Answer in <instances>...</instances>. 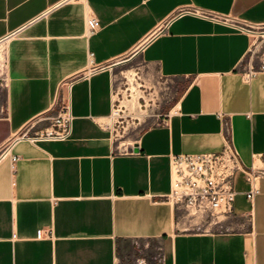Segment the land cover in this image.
Returning a JSON list of instances; mask_svg holds the SVG:
<instances>
[{"label":"crops","instance_id":"0c3cea01","mask_svg":"<svg viewBox=\"0 0 264 264\" xmlns=\"http://www.w3.org/2000/svg\"><path fill=\"white\" fill-rule=\"evenodd\" d=\"M263 27L264 0H0V39L10 35L0 264H264V176L249 201L236 172L233 213L210 222L216 230L166 200L170 157L219 152L224 123L243 165L259 169L264 71L244 74L259 65ZM123 58L183 85L158 123L119 149L108 121ZM63 102L71 138L28 140Z\"/></svg>","mask_w":264,"mask_h":264},{"label":"built area","instance_id":"2783aa9c","mask_svg":"<svg viewBox=\"0 0 264 264\" xmlns=\"http://www.w3.org/2000/svg\"><path fill=\"white\" fill-rule=\"evenodd\" d=\"M67 1V0H64ZM97 18L87 13L85 16L86 29L92 33L95 31ZM264 28V27H263ZM264 31L259 32L261 49L256 51V45L251 47V54H257L259 65L255 69L249 65L244 75L247 78L264 71ZM10 35L0 39V43H6ZM5 67V61L3 63ZM5 82V81H4ZM113 115V114H112ZM72 117L69 104L63 102L58 113L50 120L47 128L36 131L31 135H22L31 142L65 141L72 136ZM166 124V122H163ZM16 139H19L16 138ZM15 141V140H14ZM13 141V142H14ZM12 142V143H13ZM7 146L0 157L9 149ZM132 150H126L131 152ZM17 157L13 156L12 161ZM170 192L166 200L175 206L183 208L193 217L205 219L210 216L217 219L222 215L233 213V179L236 172H243L249 183V190L245 196L252 201L259 193L257 179L264 176V170L243 165L240 155L232 142L230 126L223 124V146L219 152L197 155H176L170 157ZM134 264H146L144 258H137ZM158 264H163L158 260Z\"/></svg>","mask_w":264,"mask_h":264},{"label":"rangeland","instance_id":"374dc122","mask_svg":"<svg viewBox=\"0 0 264 264\" xmlns=\"http://www.w3.org/2000/svg\"><path fill=\"white\" fill-rule=\"evenodd\" d=\"M258 31H264V28ZM125 60L127 58H123L115 69L114 109L108 121L113 129L115 145L119 149L137 140L146 129L156 125L160 119L158 115L164 114L175 102L183 85L182 80L169 82L158 77L153 67H146L138 58ZM4 61L5 45H0L1 86L5 83ZM134 98H137L135 105L132 103ZM256 167L260 171L264 170V158ZM213 220L216 219L206 217L198 229L216 230L217 226L210 223Z\"/></svg>","mask_w":264,"mask_h":264},{"label":"bare ground","instance_id":"6f19581e","mask_svg":"<svg viewBox=\"0 0 264 264\" xmlns=\"http://www.w3.org/2000/svg\"><path fill=\"white\" fill-rule=\"evenodd\" d=\"M263 35H264V32H263ZM0 45H4V43H0ZM134 105L137 104V98H134L133 102H132ZM261 161L260 160H257V164L260 163ZM257 166V165H256Z\"/></svg>","mask_w":264,"mask_h":264},{"label":"water","instance_id":"95a60500","mask_svg":"<svg viewBox=\"0 0 264 264\" xmlns=\"http://www.w3.org/2000/svg\"><path fill=\"white\" fill-rule=\"evenodd\" d=\"M133 151H136V147H134Z\"/></svg>","mask_w":264,"mask_h":264}]
</instances>
